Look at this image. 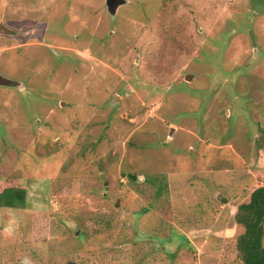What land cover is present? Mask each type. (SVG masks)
Returning <instances> with one entry per match:
<instances>
[{
	"label": "rangeland",
	"instance_id": "1",
	"mask_svg": "<svg viewBox=\"0 0 264 264\" xmlns=\"http://www.w3.org/2000/svg\"><path fill=\"white\" fill-rule=\"evenodd\" d=\"M263 183L264 0H0V264H242Z\"/></svg>",
	"mask_w": 264,
	"mask_h": 264
},
{
	"label": "trees",
	"instance_id": "2",
	"mask_svg": "<svg viewBox=\"0 0 264 264\" xmlns=\"http://www.w3.org/2000/svg\"><path fill=\"white\" fill-rule=\"evenodd\" d=\"M24 202L25 188L7 186L0 190V206L23 207ZM235 218L243 227L237 239L242 264H264V183L238 205Z\"/></svg>",
	"mask_w": 264,
	"mask_h": 264
},
{
	"label": "water",
	"instance_id": "3",
	"mask_svg": "<svg viewBox=\"0 0 264 264\" xmlns=\"http://www.w3.org/2000/svg\"><path fill=\"white\" fill-rule=\"evenodd\" d=\"M106 3L107 5L110 7V8H113L115 9L117 7V5L120 3V0H106ZM10 84V83H9ZM12 84H16V82H11V85Z\"/></svg>",
	"mask_w": 264,
	"mask_h": 264
}]
</instances>
